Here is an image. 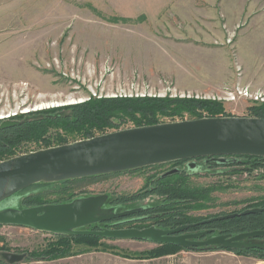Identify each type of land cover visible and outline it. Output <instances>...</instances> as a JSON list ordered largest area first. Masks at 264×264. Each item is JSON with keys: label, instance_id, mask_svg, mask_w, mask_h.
Returning <instances> with one entry per match:
<instances>
[{"label": "rangeland", "instance_id": "1", "mask_svg": "<svg viewBox=\"0 0 264 264\" xmlns=\"http://www.w3.org/2000/svg\"><path fill=\"white\" fill-rule=\"evenodd\" d=\"M116 97L211 100L219 112L214 116L207 109L187 111L175 104L159 109L146 103L145 115L116 108L104 125H77L71 123V109H63ZM153 107L157 110L150 117ZM261 114L264 0H0V124L16 122L15 115H28L27 120L43 121L45 128L40 135L21 139L0 161L147 126L140 124L152 120L161 124ZM232 157H225L227 164L213 167L210 158H197L111 172L75 180L61 192L62 181L40 182L0 200V211L32 207L26 200L36 195L45 204L105 196L98 211L143 212L82 229L159 228L145 209L159 204L161 197L147 195L127 203L117 199L146 193L155 180L172 170L186 178L187 189H210L205 199L189 209L188 215L196 220L261 207L264 161ZM210 227L212 235L222 231ZM58 235L2 225L0 236L7 250L0 252V264H10L3 253L23 254L24 259L15 264H264L257 254H237L230 248L183 247L162 255L156 252L160 244L148 240L101 238L89 243ZM261 238L245 241L264 243Z\"/></svg>", "mask_w": 264, "mask_h": 264}, {"label": "water", "instance_id": "2", "mask_svg": "<svg viewBox=\"0 0 264 264\" xmlns=\"http://www.w3.org/2000/svg\"><path fill=\"white\" fill-rule=\"evenodd\" d=\"M6 120L0 128L14 125ZM264 157V118L261 117H205L122 129L46 149L24 153L0 161V200L38 182L63 181L92 175L135 169L147 165L189 160L203 157L226 156ZM177 170L168 171L166 175ZM105 196L78 199L64 204H43L24 209L0 211V225H17L56 234L92 235L110 239L148 240L158 244H175L184 248L217 246L238 249L261 246L246 243V239L264 237V230L236 235L211 234L213 230L194 233L185 231L241 215L256 214L264 208L246 209L183 224L172 229L154 226L146 228L82 229L98 222L130 215L98 211ZM10 264L24 259L23 254L3 253Z\"/></svg>", "mask_w": 264, "mask_h": 264}, {"label": "trees", "instance_id": "3", "mask_svg": "<svg viewBox=\"0 0 264 264\" xmlns=\"http://www.w3.org/2000/svg\"><path fill=\"white\" fill-rule=\"evenodd\" d=\"M146 103H150L151 106H157L159 109H166L168 108L170 104V108H181V110H195V109H207L209 112H211V115L217 116L218 110L213 108L214 105H217L214 101H205V100H199V99H187V98H168V97H162V98H151L146 99L144 98H132V97H116L114 99H97V100H89L83 103H78L74 105H68L67 107H63V109H71V111L74 114L73 121L71 123H75L77 125L80 124H98V125H104L112 116L113 111L116 108H121L124 111H133V112H139L143 113L145 115V112L143 110V105ZM175 104L174 106H172ZM138 105H140L138 107ZM172 106V107H171ZM141 107V108H140ZM57 110V109H55ZM157 110L156 107H153V112L149 115L150 117L154 113V111ZM54 110L50 111L53 112ZM34 111L29 112V116L33 114ZM46 112V109L39 112L40 114ZM28 115H15L13 116V119L16 120V123L14 125H10L7 127L0 128V160L4 159L8 153H11L13 151V148L17 146L19 141L25 137H28L29 135L35 134L40 135L45 130L43 121H37L38 119H32L27 120L25 117ZM260 117H264V114L260 115ZM147 120V119H146ZM152 120V119H150ZM1 123V121H0ZM155 125L157 124L155 121L146 122L141 125ZM1 125V124H0ZM241 156L247 157L249 162L259 160L264 161L263 156H251V155H239L234 156V158ZM203 158H210L208 161L210 162V167L221 165V164H227L226 162H219L217 161L219 157H203ZM231 158H233L231 156ZM199 159V158H198ZM237 159L235 160L237 162ZM180 161H187V160H175L171 161L173 163H178ZM233 161L232 163H235ZM104 174H98V175H92L82 178H74V179H67L62 181L61 188L58 189V191H64L66 184L72 183L75 180H85L90 178L98 177L99 175H105ZM40 183V182H38ZM38 183H35L33 185H30L27 188H33L39 186ZM186 178H183L177 170L176 172L172 174H164L160 176L157 180L154 181L153 187L149 188L146 193H134L130 196H121V198H118V203H127V202H133L135 200H138L139 198H143L147 195H154L159 196L162 198L161 202L154 206H149L146 208L145 212H150L153 215L150 216L151 218H154L156 221V226L163 229L168 228H176L183 224H189V223H195L200 220H196L195 218L188 215L189 209L193 207V204L196 201H200L206 198V195L208 192H210V189L201 188V189H187L185 186ZM53 184V183H49ZM32 186V187H31ZM27 188L23 189L26 190ZM21 190V191H23ZM145 190V188H144ZM38 195L29 197L26 200V203L28 206H34L45 204L42 202H38L37 200ZM260 204V203H258ZM255 204V205H258ZM261 207L253 206L254 208H264V204H260ZM143 212V210L141 211ZM140 211H136L130 216L136 215L138 213H141ZM217 226L218 228H221L220 234H234L235 232L242 233L247 231H254V230H264V211L256 214H248V215H241L234 218L226 219V220H219L212 222L210 224H205L202 226H196L195 228L199 227H210V226ZM226 225L225 227H223ZM229 225V226H227ZM2 226V225H0ZM211 230L213 229L210 227ZM214 232V229H213ZM212 232V233H213ZM60 238H74L78 239L80 241H87V242H95L96 240L101 239L102 237L99 236H92V235H75V234H60L58 235ZM264 239V238H261ZM64 240V239H63ZM62 240V241H63ZM261 246H254V247H243L238 249H233L234 252L237 254H246V255H255L257 254L260 256L259 258L264 260V243L259 242ZM218 248L217 246H208L206 248ZM183 248L181 246L175 245V244H160L158 249H156L157 254L162 252V255H167L168 252H175L177 249ZM4 250H7L6 244H4L3 238L0 236V252H3ZM51 250V249H50ZM49 250V251H50ZM174 250V251H172ZM47 251V252H49ZM160 251V252H159ZM50 253V252H49ZM152 255V253H150ZM3 258V257H2ZM2 259L0 257V263Z\"/></svg>", "mask_w": 264, "mask_h": 264}, {"label": "flooded vegetation", "instance_id": "4", "mask_svg": "<svg viewBox=\"0 0 264 264\" xmlns=\"http://www.w3.org/2000/svg\"><path fill=\"white\" fill-rule=\"evenodd\" d=\"M188 161V160H187ZM134 227H136V226H134ZM137 228H140V227H137ZM209 229H211L210 227H205V226H203V227H199V228H190L189 230H187V231H185V232H187V233H194V232H197V231H205V230H209ZM213 233H211V234H208V235H206L205 237H208V236H211Z\"/></svg>", "mask_w": 264, "mask_h": 264}, {"label": "bare ground", "instance_id": "5", "mask_svg": "<svg viewBox=\"0 0 264 264\" xmlns=\"http://www.w3.org/2000/svg\"><path fill=\"white\" fill-rule=\"evenodd\" d=\"M53 106V105H52ZM46 109V108H45ZM4 118H6L7 116L6 115H3Z\"/></svg>", "mask_w": 264, "mask_h": 264}]
</instances>
